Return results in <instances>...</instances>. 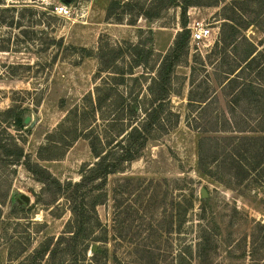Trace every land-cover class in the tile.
I'll return each mask as SVG.
<instances>
[{"label":"rangeland","instance_id":"rangeland-1","mask_svg":"<svg viewBox=\"0 0 264 264\" xmlns=\"http://www.w3.org/2000/svg\"><path fill=\"white\" fill-rule=\"evenodd\" d=\"M62 1L70 11L66 17L54 13ZM110 1L0 0V112L16 106L23 120L20 131L7 128L3 137L14 135L24 151L16 167L0 157V264H35L30 257L43 242L50 240V251L57 247L56 239L71 218L66 199L71 188L58 190L53 179L62 186L78 182L81 168L94 162L88 140H73L80 132L73 133L74 127L80 125L81 134L92 132V137L106 129L109 139L122 127V121L108 126L101 119L117 114L112 106L93 117L95 87L104 81L111 86L118 73H128L137 47L144 66L133 68V75L126 74L124 84L110 93L143 102L159 56L181 31L178 7L163 10L152 21L139 17L131 26L128 15L122 24L105 20ZM191 1L196 5L187 10V26L194 21L209 24L211 37L198 51L189 42L182 51L171 77L168 113L141 157L124 172L110 175L96 191L102 227L88 241L99 240L89 242L90 247L108 255L98 264H186V248L197 238V225L212 231L211 253L202 264H252L250 236L257 222L264 224V178L249 175L242 180L243 158L249 165L253 161L249 154L241 158L240 151L228 188L198 169L197 145L201 137L232 136L238 149L249 144L254 151L264 148L263 140H247L264 138V0ZM101 54L110 69L99 74ZM222 129L231 132H213ZM260 159L264 157L258 158L261 172ZM28 161L51 175L48 185L26 169L23 163ZM83 195L85 191L78 202ZM88 200L85 195L82 201L88 205ZM90 247L77 264H93ZM50 251L41 264L60 263L61 256ZM70 259L62 258L66 264Z\"/></svg>","mask_w":264,"mask_h":264},{"label":"trees","instance_id":"trees-1","mask_svg":"<svg viewBox=\"0 0 264 264\" xmlns=\"http://www.w3.org/2000/svg\"><path fill=\"white\" fill-rule=\"evenodd\" d=\"M194 5L196 4L191 0H111L108 4L105 14V20L107 22L122 24L125 21V19H123L124 15H128L129 20L127 19L126 22L131 26L136 24L139 17H144L152 21L153 19H157L163 10L171 6L178 7L180 8L181 31L177 33L171 48L165 54L159 56L160 60L155 71V76L150 78V82L147 86V95L143 100L144 103L140 102L137 96L123 97L122 94L114 96L110 93L112 87L115 89V86L124 84L126 74L130 76L133 75V68L144 66L141 52L137 47H134L136 51V61L134 65L130 67L128 73H118L117 79H115L116 82L114 81L115 83L111 84V86L104 81L100 83L99 86L95 87L96 97L95 100L91 102V114H93V117L96 112L100 113L106 106H109V108L112 106L117 112V114H115L117 118H115L116 116L114 115L111 119L105 117L101 119L105 122L108 121V126H110V123L114 124L117 121H122V127L115 135L113 134L114 137L112 139H109L110 134L106 136V129L103 130L102 134H96L92 137V132L87 135H82L80 125L74 127L73 133L80 132L73 140L80 136L88 140L94 162L84 165L81 168L78 182H68L62 186L59 181L52 178L58 190L71 188V192L66 197L71 203L69 208L71 218L65 225V231L56 239L57 247H55V249L53 248L50 251V240H48L47 242H43L39 248L34 251L30 259L33 260L35 264H41V258L49 251L53 257H55V255L61 256L59 264H66L62 260V258L65 257H71L70 264H77V262H79L78 257L81 255L84 257L86 251L89 249V242L99 241L95 238L88 241L89 236L91 237L97 228L102 227L96 212V207L102 202L98 200L99 195L96 194V191L102 190L110 175L124 172L127 165L139 159L143 149L151 138L152 132L164 123V117L168 113L166 108L169 101L171 77L175 68L180 63L182 51L187 46L190 38V31L187 29L186 22L187 10L190 6ZM119 10L120 12L116 14V11ZM117 57H119V55H116L115 59ZM97 59L100 65L98 73L109 72L110 68L102 61V54L98 55ZM115 97L120 101L118 105ZM17 109L16 106H12L0 112V157L4 158L5 165L14 167L20 165L24 158V151L14 135H10L9 138H4L3 134H7L5 132L7 128L20 131L23 127V120L17 114ZM76 110L77 108L71 110L67 117L71 116ZM73 121L74 120H70L68 123ZM226 121H230V118H227ZM65 122L67 123V120ZM76 123L81 122L79 121ZM213 132L228 133L231 131L222 129L214 130ZM247 140L252 141L254 144V141H264V138L247 137ZM235 142V137L232 136H205L199 139L197 145L198 169L228 188H232L230 186L231 181L235 179L234 169L237 163V154L238 152L240 153V151H242L241 158L249 154L253 161V164L249 165L247 164L248 160L243 158L245 162L243 164L245 175L242 180H247L249 175H253V177H256L255 179L264 178V167L260 172L259 168L261 162L258 161L259 157H264V148L262 152L260 148L254 151L255 147L249 144L250 148L245 147L242 150V148L238 149L239 146H237ZM255 158H257L258 162L255 161ZM38 159L41 161L53 160V158H43L40 156ZM260 160L263 161L264 159ZM23 165L41 183L48 185L46 179L49 177L51 178V175L45 169L41 168L37 163H31L30 161L26 164L23 163ZM212 171H215L216 174H213ZM217 174L221 176L219 177ZM253 177H251V179ZM83 191H85V195L88 196V205H85L82 201L85 195H83V197L81 196V200L78 202V195ZM192 208L193 204L190 202L188 209L192 210ZM196 227H198L197 238L186 248L187 252L184 257L186 264H192L195 260L198 264H202L204 257L211 253L210 245L212 243V231L210 228L202 225H197ZM60 246L62 249H59ZM75 251H78V253L75 254ZM249 254L252 264H260V257L264 255V224L260 222L255 224L250 236ZM99 258L108 260V255L105 250L97 247L90 260L93 264H98ZM103 264L108 263L106 262Z\"/></svg>","mask_w":264,"mask_h":264},{"label":"built area","instance_id":"built-area-1","mask_svg":"<svg viewBox=\"0 0 264 264\" xmlns=\"http://www.w3.org/2000/svg\"><path fill=\"white\" fill-rule=\"evenodd\" d=\"M54 13L61 17H66L70 14V11L68 5L62 1L60 4L54 6ZM187 29L190 31L189 44L196 51L205 46L211 37V28L209 24L204 22H191L187 26Z\"/></svg>","mask_w":264,"mask_h":264},{"label":"water","instance_id":"water-1","mask_svg":"<svg viewBox=\"0 0 264 264\" xmlns=\"http://www.w3.org/2000/svg\"><path fill=\"white\" fill-rule=\"evenodd\" d=\"M63 2L67 4V2H65V1H63ZM206 196H207V193H206L205 189H201V197L205 198ZM95 250H96V246H93L91 248V252H95Z\"/></svg>","mask_w":264,"mask_h":264}]
</instances>
